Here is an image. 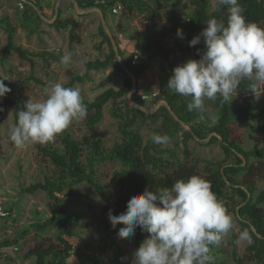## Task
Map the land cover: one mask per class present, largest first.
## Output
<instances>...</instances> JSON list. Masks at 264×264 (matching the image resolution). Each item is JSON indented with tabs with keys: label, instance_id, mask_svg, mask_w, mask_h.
Returning <instances> with one entry per match:
<instances>
[{
	"label": "trees",
	"instance_id": "obj_1",
	"mask_svg": "<svg viewBox=\"0 0 264 264\" xmlns=\"http://www.w3.org/2000/svg\"><path fill=\"white\" fill-rule=\"evenodd\" d=\"M22 1L20 2L26 9L22 19L34 21L36 25L41 24L45 19L41 0H33V3H30L31 7ZM162 1L156 0L149 7L141 0H72L73 9L74 2L82 11L97 9L99 17L103 15L105 24L116 43L118 57L101 22L98 32L101 42L96 48L102 49L106 45L107 52L94 61H87L82 73L67 72L69 81L64 86L74 87L75 84L91 82L94 72L112 69L111 74L99 84V87L104 90L92 101L83 99L87 107V116L82 121L87 130L92 131L102 122L105 106L111 103L110 116L117 122L120 141L111 148L104 149L101 142L93 137L83 138L80 142L71 133L64 132L58 138L62 145L61 149L51 141L37 147L41 155L54 166L56 172L53 178H45L44 182H37L23 188L22 192L31 196L39 191L45 193L52 202L54 214L42 218L33 224V228L37 232H44L48 228L56 227L59 229V234L56 242L46 240L34 245L25 253L23 259L34 258V264H48L47 260L49 264H102V260L95 254L72 253L73 247L87 248L89 244L78 233L82 222L81 215L78 211L70 210L66 206L68 200L59 195L66 189L86 183L100 196L105 197L104 190L96 181V165L107 161H117L122 169L114 174L118 196L113 208L109 209L112 210L113 215L125 212L130 197L133 194L143 193L145 188L155 190L158 187H170L177 179L199 175L211 183L212 191L233 216V222L240 230L250 228L251 242L246 249V261L264 264V146L247 150L234 128V125L241 124L250 132L264 136V123L256 124L258 119L264 117V103L262 104L260 97L256 96L259 85L254 94L249 91L252 82L246 79L241 80L236 91L243 97L237 99L236 104L232 101L228 104L222 103L219 97L212 100L210 105L218 118L214 125L210 121H202L199 113L189 111L187 107L189 98L168 89L172 70L180 65L171 57L176 50L181 52L191 50L195 57H199L205 50L203 38L193 47L189 46V41L202 32L206 27L207 19L215 17L226 20L227 10L222 6L217 7L210 0H186L183 11L188 13L184 15V18H180L171 9L164 11L166 8L163 7ZM183 1L185 0H176L178 4ZM116 4L122 5V13L131 15L137 12L144 19L142 25L136 30L132 56L129 59H124L117 37L109 26L108 19L116 17L112 14ZM239 4L243 10L242 14L248 21L264 27V0H239ZM162 11L168 26L152 21V18L160 19ZM1 26H4L7 34L6 46L1 56L3 61L15 53L21 60L30 63L31 70L34 68L33 59L36 57L60 62L61 59L54 54L30 53L17 45L15 43L16 28L8 19L0 20V28ZM51 27L56 31L68 30L69 43L80 45L81 39L77 32L81 30V26L74 18L62 19L58 9ZM178 29L182 30L183 39L177 36ZM198 49L200 54L197 52ZM134 56H137V59L135 64H132ZM157 59L159 60L157 71L163 91L161 95L157 93L153 100L164 102L166 106H161L153 114H147L130 106L127 96L132 90L131 77H134L137 88L130 98L132 104L145 110L155 105V103H149V100L142 99L140 82ZM115 74L124 77L121 87L106 88ZM8 95L9 92L0 98V109H2L0 121L3 118L4 109L11 107L17 123V112L23 108L22 101L20 98H10ZM205 102L208 101L205 99ZM208 115L206 112V116ZM145 127H155L152 130V136L159 134L170 137L169 143L172 146L164 147V145L154 144L152 137L144 140ZM211 134L215 136L211 137L208 145L219 144L224 154L222 160L217 162L202 160L205 165L202 171L179 160L180 150L184 157L189 156L188 142L194 140V135L199 139H206ZM109 210H105L107 221L104 222L109 232L99 238L95 251L99 254L108 253L113 264H128L126 253L118 242L117 236L122 225L118 224L115 229L112 228L107 215ZM233 231L234 229L230 232ZM147 235L138 228L135 235L137 248ZM18 241L14 239L13 244L17 245ZM232 243L234 244L233 237ZM7 244L4 242L2 247ZM216 250L217 247L213 246L210 253L213 264H216L214 261ZM232 257L236 264H244L235 252Z\"/></svg>",
	"mask_w": 264,
	"mask_h": 264
},
{
	"label": "rangeland",
	"instance_id": "obj_2",
	"mask_svg": "<svg viewBox=\"0 0 264 264\" xmlns=\"http://www.w3.org/2000/svg\"><path fill=\"white\" fill-rule=\"evenodd\" d=\"M20 1L22 0L0 1V20L6 18L16 28L15 43L30 53L48 52L51 55L58 56L60 59L64 55H71V61L67 65L61 64L56 60L36 57L33 59V70H31L29 62L21 60L15 53H12L9 59L3 61L1 56L6 46L7 34L4 26H1L0 79L10 89L8 96L10 98H20L24 107L29 99L37 102L44 100L46 98L45 90H50L52 85L56 83L65 85L69 81L67 72L82 73L85 63L100 58L107 52V47L105 45L102 49L96 48L98 47V40H100L97 32L102 22L98 12L92 11L89 14L78 15L72 8V0H41L42 8L49 9L48 15L45 16L48 19L36 25L34 21L22 19V14L26 9L18 7ZM141 1L151 7L156 0ZM210 1L213 3V0ZM23 3L31 7L30 3H33V0ZM56 3L57 5L55 6ZM185 4L186 0L180 4L176 0L162 1L163 7L166 8L164 11L171 9L180 18H184V15L188 13V11H183ZM58 9L62 19L74 18L79 21L81 30L77 32V35L81 39L80 45L69 43L68 30L56 31L51 27L56 15L55 10ZM160 14V19L152 18V21L168 26L163 11ZM110 20L113 25L117 26L115 31L113 29L112 31L117 37L124 59H129L132 56L136 30L142 25L144 19L137 12H133L131 15L121 12L115 18H110ZM171 58L181 65L189 59H199L200 56L195 57L191 50H186L185 52L176 50ZM158 65L159 60L157 59L140 82V95L142 97H150L149 103H155V105H151L150 109H146L149 113L160 103L157 100H153V94L160 93L161 95L163 91L157 71ZM111 72L112 69L94 72L91 82L75 84L74 88L80 89L83 99L92 101L94 97L104 90V88L99 87V84ZM123 79L122 75L115 74L106 88H119L123 83ZM256 96L260 97V101L263 104L264 84L259 85V92ZM241 97L243 96L235 91L232 103L236 104V100ZM206 100L208 101L205 102L206 112L209 115H213L214 111L210 105L212 100ZM110 107L111 103L105 106L102 122L96 125L92 131L87 130L82 120H74L69 128L57 135L51 142L61 149L62 145L58 138L64 132H69L80 142H82L83 138L93 137L101 142L104 149L111 148L120 141V134L117 129V122L110 116ZM13 112V108L6 107L3 118L0 121V205L10 212V217L0 222V264H34V258L23 259L25 253L34 245L46 240L56 242L59 229L51 227L44 232H37L33 228V224L42 218L52 216L54 209L52 202L49 201L44 192L39 191L31 196L23 193L22 189L37 182H44L45 178H53L56 169L37 149V147L45 144L29 143L23 148H18L10 140V130L16 124ZM263 123L264 117L256 122L258 125ZM153 128L155 127L144 128V140L152 137ZM234 128L240 135L243 146L247 150L264 146L263 135L254 134L241 124L234 125ZM171 146V143L164 145V147ZM188 152L189 156L186 158L183 156L182 150H180L179 160L191 164L198 171H202L205 168L202 160L208 159L217 162L224 157L218 143L208 145L191 140L188 142ZM121 169L122 166L117 161H107L96 165V181L104 190L105 197L100 196L86 183L66 189L59 195V197H65L68 200L66 206L70 210L78 211L81 215L82 222L78 233L89 244L87 248L73 247V254L77 252L95 254L102 260V264H113L108 253H96L95 247L99 238L109 232L104 226V222L107 221L105 210L113 208L118 196L114 174ZM137 230L138 228L135 235ZM239 231L240 228L234 223V231L224 236L222 243L216 250L214 258L216 264H236L232 257L233 252L237 254L244 264H255L246 261V249L249 242L240 244L235 242ZM135 235L125 239L118 238V242L126 253V262L128 264H131L133 253L137 249ZM232 237L234 238V244L232 243ZM14 239L19 240L17 245L13 244ZM4 242L8 244L2 247ZM15 248L18 249L17 252ZM47 262L48 264L50 263L49 260Z\"/></svg>",
	"mask_w": 264,
	"mask_h": 264
},
{
	"label": "clouds",
	"instance_id": "obj_3",
	"mask_svg": "<svg viewBox=\"0 0 264 264\" xmlns=\"http://www.w3.org/2000/svg\"><path fill=\"white\" fill-rule=\"evenodd\" d=\"M213 3L226 8V20L207 19L202 32L189 41L193 47L203 38L205 50L202 54L197 50L199 59L173 68L168 89L189 98L188 110L214 125L218 118L214 114L206 116L205 99L219 97L228 104L241 80L252 82L249 91L254 94L257 86L264 84V27L247 20L239 0ZM177 36L184 38L182 30H177ZM70 61L69 54L62 56L60 63L67 65ZM8 92L0 79V98ZM45 92L44 100L29 99L17 112L10 140L18 148L29 143L46 144L74 120L87 116L79 88L56 83ZM152 142L166 145L170 137L154 134ZM107 215L113 229L123 225L117 232L120 239L134 236L137 228L148 234L134 251L131 264H213L212 247H218L234 229L233 216L212 191L211 183L199 175L177 179L170 187L145 188L130 197L125 212L113 215L109 210ZM235 242L250 243V228L240 230Z\"/></svg>",
	"mask_w": 264,
	"mask_h": 264
},
{
	"label": "water",
	"instance_id": "obj_4",
	"mask_svg": "<svg viewBox=\"0 0 264 264\" xmlns=\"http://www.w3.org/2000/svg\"><path fill=\"white\" fill-rule=\"evenodd\" d=\"M73 4H74V10H75V12H76L78 15H80V14H88V13H90V12H92V11H96V12H98L97 9H90V10H87V11H82V10L79 9V7H78V5H77L76 3L73 2ZM56 13H57V10H55V14H56ZM100 18H101V21H102V23H103V25H104L105 30H106L107 33L109 34V38H110V40H111V42H112L113 48H114V50H115V52H116V54H117V57H118L117 46H116V43H115V41H114V39H113V36L111 35L110 31L108 30V28H107V26H106V24H105V21H104V17H103V15H100ZM131 78H132V81H133V84H132V90H131V92L129 93V95L127 96V102H128V104H129L130 106L136 107V108L140 109L141 111L146 112L147 114H153V113H154L157 109H159L161 106H164V105L166 106V104H165L164 102H160V103H158V104L154 107L153 111L149 113V112H147L144 108L137 107V106H135L134 104H132V102L130 101V98H131L132 94L136 91L137 86H136V79H135L134 77H131ZM171 114H173V113H171ZM185 128H186L187 130H189L188 127H185ZM212 136H215V134H211V135L208 136L206 139H199L197 136L194 135V140L197 141V142H199V143H201V144H208V142L210 141V139H211Z\"/></svg>",
	"mask_w": 264,
	"mask_h": 264
},
{
	"label": "built area",
	"instance_id": "obj_5",
	"mask_svg": "<svg viewBox=\"0 0 264 264\" xmlns=\"http://www.w3.org/2000/svg\"><path fill=\"white\" fill-rule=\"evenodd\" d=\"M18 7L20 9H22L23 8V4L21 2L18 3ZM121 11H122V5L121 4H116L113 7V9H112V14L117 16V15H119L121 13ZM136 59H137V56H134L133 59H132V64H135ZM157 95L158 94L155 93V94H153V97H156ZM142 99L143 100H149L150 97L144 96V97H142ZM9 217H10V212L5 207H3L2 205H0V222L3 221V220H5V219H8ZM17 250L18 249L15 248V251H17Z\"/></svg>",
	"mask_w": 264,
	"mask_h": 264
},
{
	"label": "crops",
	"instance_id": "obj_6",
	"mask_svg": "<svg viewBox=\"0 0 264 264\" xmlns=\"http://www.w3.org/2000/svg\"><path fill=\"white\" fill-rule=\"evenodd\" d=\"M29 1V0H28ZM27 1V2H28ZM46 1H48V0H46ZM58 1H60V0H58ZM68 1V0H67ZM58 3V2H57ZM57 3L55 4V6L57 5ZM48 11H49V9H47V8H44V14H45V16L46 15H48ZM90 13H92V12H90ZM89 14V13H88ZM45 19H48V18H45ZM44 19V20H45ZM66 19V18H65ZM112 19V18H111ZM43 20V21H44ZM76 20V19H75ZM46 21V20H45ZM76 21H78V20H76ZM108 21H109V26H110V28H111V30L113 29L114 31H115V29L117 28V26L116 25H113L112 24V22H111V20L110 19H108ZM79 22V21H78ZM101 22V21H100ZM98 32H99V30H98ZM98 32H97V34H98ZM98 36H99V34H98ZM100 37V36H99ZM101 42V37H100V40H98V44ZM104 47V46H103ZM121 87V86H120ZM119 87V88H120ZM116 89V88H115ZM118 89V88H117Z\"/></svg>",
	"mask_w": 264,
	"mask_h": 264
}]
</instances>
